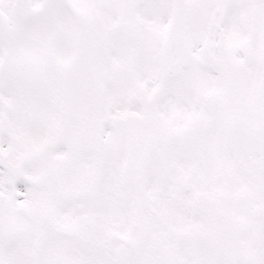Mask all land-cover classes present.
<instances>
[{"label":"snow or ice","instance_id":"snow-or-ice-1","mask_svg":"<svg viewBox=\"0 0 264 264\" xmlns=\"http://www.w3.org/2000/svg\"><path fill=\"white\" fill-rule=\"evenodd\" d=\"M0 264H264V0H0Z\"/></svg>","mask_w":264,"mask_h":264}]
</instances>
